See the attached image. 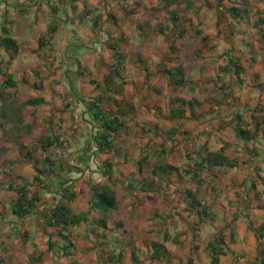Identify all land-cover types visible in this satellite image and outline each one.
I'll use <instances>...</instances> for the list:
<instances>
[{
	"label": "crops",
	"instance_id": "crops-1",
	"mask_svg": "<svg viewBox=\"0 0 264 264\" xmlns=\"http://www.w3.org/2000/svg\"><path fill=\"white\" fill-rule=\"evenodd\" d=\"M2 29L16 48L0 45V264H211L209 243L214 264H259L264 131L243 140L233 126L236 113L249 130L264 119V0H0ZM109 45L123 85L106 104L123 124L98 152L84 101L100 93ZM176 64L184 84L172 88ZM174 97L192 112L173 118ZM21 186L40 198L18 216ZM58 200L84 215L63 238L47 225Z\"/></svg>",
	"mask_w": 264,
	"mask_h": 264
},
{
	"label": "trees",
	"instance_id": "trees-1",
	"mask_svg": "<svg viewBox=\"0 0 264 264\" xmlns=\"http://www.w3.org/2000/svg\"><path fill=\"white\" fill-rule=\"evenodd\" d=\"M229 12L233 15H236L235 7H230ZM171 12V11H170ZM173 18V17H170ZM2 37H0V45L4 48H11L15 49L16 45L12 38L9 37L8 31L6 29H2ZM110 49L113 51V62L110 64V68L108 70V73L105 74L102 77V86L100 93L93 95L86 101H84V108L85 112L88 113L89 118L93 124H95L96 131L92 136V140L95 143L96 151L98 152H104L109 150L111 146V140L114 137V134L116 133L117 129L123 124L122 119L120 118V114L122 113L121 110L117 109L116 111L112 110L107 104L106 101L110 98L107 93L113 92L117 95H120L122 92V85L123 81L121 80L120 76V69L122 65L123 56L120 52L117 51V48H115L112 45H109ZM170 53H172L171 48L169 49ZM172 59H168V61H171ZM234 71L237 72V69L239 68L237 65H234ZM167 73V79L171 85L172 88H176L180 85L184 84V71L183 68L176 64L175 66L166 69ZM116 80V81H115ZM115 81V83H114ZM30 103H36L39 102L37 99H31L29 101ZM174 102L179 105V108L177 110H170V115L173 118H179L182 117L184 114L183 107H187L189 112H192V106L194 101L193 100H185L180 97H174ZM106 104V105H105ZM117 113V114H116ZM240 114H235V120L236 124L233 126V132L234 135L237 138L247 140L253 136H255V133L257 130L264 131V119L263 116L260 117V120L257 121L253 127V129H247L244 126L240 124ZM41 140V139H39ZM42 148V147H41ZM210 155V153H209ZM208 160L212 161L215 164L222 165L226 164L227 166H231L233 163L230 161H226L224 157H222L220 154H211ZM105 166H108V163L105 162ZM104 166V171L106 173H109L108 169ZM168 168H171L169 165H166ZM37 175L33 177V181L39 185L40 184V170L36 169ZM41 186V185H40ZM18 193V198L16 201H14L13 204V213L15 215L21 216L26 213H29L31 209L34 208L37 201L39 200V195L36 192L28 193L25 186H21L16 189ZM187 195H189L187 193ZM61 198H65L66 200L71 199L73 196V193L67 189L64 188L60 191ZM94 196L96 197L98 206L102 208H111L115 204V197L113 195V192L107 188V187H98L94 190ZM199 207L197 209V214H204L205 211L204 208L200 203L197 204ZM84 219V215H74L71 214L68 207L61 201L58 200L52 207L48 210L47 215V225L54 227L57 229V233L62 238L65 237L62 234V231L65 230V228L68 225H73L79 222L80 220ZM264 230V218L261 222V225L257 228V232L261 234V232ZM47 245L49 248L54 246V242L50 240V238H47ZM69 246V243L67 242V245L63 244L62 246L58 248H65ZM209 250H210V263L214 264L217 261L216 255L217 252H220L219 249H217L214 244L209 243ZM134 260V258H133ZM259 264H264V258L259 260Z\"/></svg>",
	"mask_w": 264,
	"mask_h": 264
},
{
	"label": "rangeland",
	"instance_id": "rangeland-1",
	"mask_svg": "<svg viewBox=\"0 0 264 264\" xmlns=\"http://www.w3.org/2000/svg\"><path fill=\"white\" fill-rule=\"evenodd\" d=\"M184 58H185V63H188V62H190L187 58H188V55H187V52H186V54H184ZM183 91H184V89H183ZM1 170V169H0ZM6 206H8V205H6ZM109 209H111V208H107L106 210H109Z\"/></svg>",
	"mask_w": 264,
	"mask_h": 264
}]
</instances>
